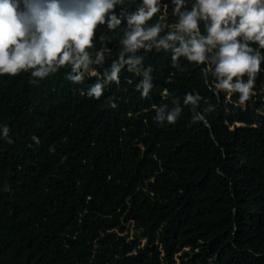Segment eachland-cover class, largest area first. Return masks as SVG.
I'll list each match as a JSON object with an SVG mask.
<instances>
[{
  "label": "trees",
  "instance_id": "16d2710c",
  "mask_svg": "<svg viewBox=\"0 0 264 264\" xmlns=\"http://www.w3.org/2000/svg\"><path fill=\"white\" fill-rule=\"evenodd\" d=\"M97 33L113 49L107 66L118 34ZM141 54L148 97L129 71L99 99L77 91L95 77L74 85L63 68L35 84L0 76V125L13 141L0 139V264H264V71L242 107L238 94H213L202 66ZM186 92L204 98L197 111L212 106L207 126L191 106L158 126L153 105Z\"/></svg>",
  "mask_w": 264,
  "mask_h": 264
},
{
  "label": "clouds",
  "instance_id": "9594fccd",
  "mask_svg": "<svg viewBox=\"0 0 264 264\" xmlns=\"http://www.w3.org/2000/svg\"><path fill=\"white\" fill-rule=\"evenodd\" d=\"M126 2L0 0V76L24 72L35 84L63 68L74 85L95 77L77 91L99 99L113 83L120 84L122 71H129L142 73L135 89L148 97L154 85L141 52L164 51L173 68L182 70L181 58L202 66L214 95L238 94L245 106L257 74L264 71V0H134L130 10ZM100 25L118 34L119 52L107 66L113 49L98 35ZM94 38L102 43L93 52ZM202 99L198 92H186L182 103L173 98L171 107L153 105V120L158 126L174 124L184 106H191L192 121L207 126L205 114L212 106L197 111ZM111 106L116 107L114 100ZM9 131L0 125V139L12 143Z\"/></svg>",
  "mask_w": 264,
  "mask_h": 264
},
{
  "label": "rangeland",
  "instance_id": "374dc122",
  "mask_svg": "<svg viewBox=\"0 0 264 264\" xmlns=\"http://www.w3.org/2000/svg\"><path fill=\"white\" fill-rule=\"evenodd\" d=\"M127 226L129 227L128 228V239H134L133 229L131 228L132 225L128 223ZM134 241L138 242L140 245H143L145 243L144 238H138V239H135ZM175 260H176V264H180V260L177 257H175Z\"/></svg>",
  "mask_w": 264,
  "mask_h": 264
}]
</instances>
